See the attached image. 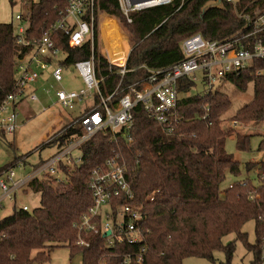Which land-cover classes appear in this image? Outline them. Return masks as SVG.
<instances>
[{
	"label": "trees",
	"instance_id": "trees-1",
	"mask_svg": "<svg viewBox=\"0 0 264 264\" xmlns=\"http://www.w3.org/2000/svg\"><path fill=\"white\" fill-rule=\"evenodd\" d=\"M95 67L97 76L103 77L101 88L107 96L122 80L123 86L136 82L147 74V68L171 66L184 58L181 44L185 38L200 33L210 40H221L236 33L243 25L232 8H211L202 12L209 0H174L171 4L139 11L129 22L120 9L118 0H96ZM67 0H39L32 2L24 36L40 38L59 19V10ZM103 13L117 19L131 47L125 66L129 70L123 77L120 66L111 64L107 55L99 50V33ZM13 23L0 22V105L15 90L16 64L28 48L19 47ZM58 47L65 51L59 64L71 69L78 60L90 57L91 43L69 47V37L58 29L51 34ZM246 69L231 81L241 90L254 85L253 99L225 118L232 105L228 93L215 88L206 94L193 89L194 82H180L181 97L177 112L179 122L174 133L168 135L148 115L142 104L133 110L134 125L128 131L132 140L120 132L117 139L109 130L101 131L85 141L80 149L82 160L74 167L61 165L66 177L60 182L37 177L31 181L35 192L41 193V206L27 211L14 207L11 214L0 217V264L46 263L56 247L70 248L71 257L82 256V264H124L122 257L134 246L106 247L100 234L79 231L76 225L93 205L89 189V174L93 167L104 164L118 151L126 164V177L134 192L135 202L145 214L141 222L148 247L143 264H183L188 257L200 256L216 264L215 251L222 250L226 264H232L240 240L252 253L251 264H262L264 245V179L259 171L264 161L245 164V177L228 186L221 185L227 172L241 175L242 162L227 150V140L234 136L238 151L251 149V134L242 132L226 120L250 123L255 127L264 123V75L254 74L261 63ZM98 102V97H95ZM205 117V118H204ZM2 134H6L0 129ZM83 133L82 125L61 132L45 146L59 149L76 141ZM264 150V139L259 144ZM15 160L11 166H16ZM43 162V161H42ZM42 162L35 165L37 168ZM9 167V169L11 168ZM71 169V170H70ZM7 169H0V174ZM254 195L256 198H251ZM255 221V244L249 243L244 224ZM236 234L226 244L224 237ZM89 242L88 247L76 244L79 235Z\"/></svg>",
	"mask_w": 264,
	"mask_h": 264
},
{
	"label": "built area",
	"instance_id": "built-area-1",
	"mask_svg": "<svg viewBox=\"0 0 264 264\" xmlns=\"http://www.w3.org/2000/svg\"><path fill=\"white\" fill-rule=\"evenodd\" d=\"M120 9L129 22L139 11L168 5L174 0H118ZM68 4L59 10V19L49 31L40 38L28 39L24 36L25 25H19L15 30L19 47L28 48L23 58L16 64L15 90L10 93L0 105V129L6 134L13 133L16 127L17 107L26 98L37 101L35 82L44 78L54 82H62L66 69L59 64L60 55L65 54L56 44L53 31L62 29L69 37V47H79L86 42L91 43L92 53L89 58L78 60L72 68H76L82 86L74 90L59 88L56 93L58 103L68 111H75L79 104L89 99L94 100L91 105L80 108L75 120L62 127L47 142L54 140L59 134L76 124H81L83 133L76 141L62 148L60 152L47 159L35 168L27 177L17 179L14 166L0 174V207L3 199L15 200L13 196L20 190L26 193L28 185L35 178H46L60 182L66 177L61 165L74 167L82 160L74 156L76 148L92 138L98 132L109 130L117 139L120 132L132 140L128 132L134 125L133 110L142 104L144 110L161 127V130L171 135L179 122L180 115L177 107L181 97L179 86L181 80L194 82L193 88L185 92V96L198 90L199 83L203 86L202 94L215 89L217 84L229 77L239 76L246 69L254 66L255 60L261 63L254 74L264 75V0H223L226 7L230 6L234 13L243 20V25L236 33L221 40H210L200 33L185 38L181 44L184 58L171 66L162 68H147V74L136 82L123 86L122 80L107 96L103 94L101 82L103 77L97 76L95 67V34L96 0H67ZM101 17V15H99ZM16 20L22 16L16 15ZM108 57V56H107ZM109 59V57H108ZM120 66L121 77L128 72L125 63L110 61ZM47 93L50 88L45 89ZM200 92V91H199ZM201 93V92H200ZM98 97L96 102L95 97ZM205 118V117H204ZM237 126V122L233 123ZM260 160L264 161V151ZM71 170V169H70ZM264 179V169L259 171ZM89 189L93 198V205L83 214L76 225L79 231L88 234H100L104 238L106 247L131 245L134 249L114 254L122 257L124 264H143L148 251L142 245L145 239L141 222L145 214L142 207L136 203L132 187L127 181L126 164L122 155L114 151L104 164L93 167L88 178ZM233 186V183L230 185ZM251 198H256L252 195ZM27 211L29 206L23 205ZM106 219V220H105ZM79 246L88 247L89 242L79 235L76 242ZM264 251V247H263ZM263 257V255H262ZM41 264V263H35ZM99 264H108L101 261ZM264 264V263H262Z\"/></svg>",
	"mask_w": 264,
	"mask_h": 264
},
{
	"label": "rangeland",
	"instance_id": "rangeland-1",
	"mask_svg": "<svg viewBox=\"0 0 264 264\" xmlns=\"http://www.w3.org/2000/svg\"><path fill=\"white\" fill-rule=\"evenodd\" d=\"M39 0H0V22L13 23L14 28L17 29L19 25L28 23V15L32 2ZM16 15L22 16V20H16ZM99 50L101 53L107 55L110 61L122 64L127 54V45L125 33L120 32L117 21L108 16L107 13L101 15V27L99 33ZM63 55H60V58ZM65 78L62 82H54L52 79L48 81L42 78L35 82L34 87L38 96L37 101H32L28 98L17 107L18 114L16 116V127L13 133L2 134L0 132V169H9L15 160L19 163L14 166L17 174V179L27 177L36 168L35 165L43 160H47L57 155L61 150L57 146H45L41 148L44 142H47L54 134L66 124L71 123L77 117L79 110L83 106L91 105L94 100L89 99L83 104H79L75 111H68L63 108L57 101L55 93L59 88L74 90L81 87L83 84L80 80L76 68L68 69L65 73ZM46 88H50L51 92L47 93ZM203 86L198 85V90L202 93ZM218 89L228 93L232 98L231 107L225 112V118L231 117L237 113L239 108L253 99L254 85L251 83L247 90H241L231 81H222L217 84ZM226 124L233 123L229 120ZM235 128L242 132L250 133L251 149L248 151H238L235 145V137L232 136L227 140L226 146L230 153H233L237 159L242 162L241 175L234 176L227 172L226 179L221 185L222 192L232 183L239 181L245 177L254 178V172L247 174L245 171L246 162L261 161L260 155L263 153L259 150V144L264 139V123L254 126L250 123L237 122ZM264 151V150H263ZM81 154V149L76 148L74 156L78 157ZM26 193L20 190L13 195L14 201L8 198L3 199V206L0 207V217L12 213L14 207L29 206L30 210L41 206V193L35 192L30 185L27 186ZM3 195V190L0 187V196ZM106 220V219H105ZM244 231L248 233L249 243L255 244V221L251 220L244 224ZM236 239L235 233L226 235L223 243L233 241ZM236 249L231 258L232 264H251L252 253L248 251L246 245L240 240H235ZM264 247V245H263ZM216 264H226L227 260L222 250H217L214 253ZM264 263V251H263ZM183 264H211L204 257L194 256L183 260ZM38 263V262H37ZM43 264H82V256L79 253L71 257L70 248L67 246L56 247L51 253V259Z\"/></svg>",
	"mask_w": 264,
	"mask_h": 264
},
{
	"label": "water",
	"instance_id": "water-1",
	"mask_svg": "<svg viewBox=\"0 0 264 264\" xmlns=\"http://www.w3.org/2000/svg\"><path fill=\"white\" fill-rule=\"evenodd\" d=\"M211 8L224 9L227 10V7L223 0H209L206 2L202 8V12L209 10Z\"/></svg>",
	"mask_w": 264,
	"mask_h": 264
},
{
	"label": "crops",
	"instance_id": "crops-1",
	"mask_svg": "<svg viewBox=\"0 0 264 264\" xmlns=\"http://www.w3.org/2000/svg\"><path fill=\"white\" fill-rule=\"evenodd\" d=\"M116 21H117V19H115ZM117 23H118V21H117ZM118 26H119V23H118ZM119 30H120V32H122V30H121V28H120V26H119ZM125 42H126V45H127V54H126V56H125V58H124V62H126V60H127V58H128V56H129V53L131 52V47H130V45H129V42H128V40L127 39H125ZM67 71V70H66ZM66 73V72H65Z\"/></svg>",
	"mask_w": 264,
	"mask_h": 264
}]
</instances>
